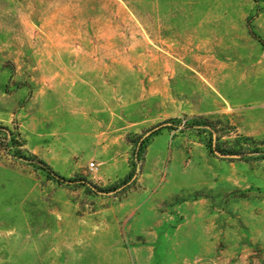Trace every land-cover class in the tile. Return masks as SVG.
Instances as JSON below:
<instances>
[{
  "label": "rangeland",
  "instance_id": "rangeland-1",
  "mask_svg": "<svg viewBox=\"0 0 264 264\" xmlns=\"http://www.w3.org/2000/svg\"><path fill=\"white\" fill-rule=\"evenodd\" d=\"M249 26L264 0H0V264H264Z\"/></svg>",
  "mask_w": 264,
  "mask_h": 264
},
{
  "label": "trees",
  "instance_id": "trees-1",
  "mask_svg": "<svg viewBox=\"0 0 264 264\" xmlns=\"http://www.w3.org/2000/svg\"><path fill=\"white\" fill-rule=\"evenodd\" d=\"M249 29H250V33L253 37H255L264 47V39L259 36L258 34L255 33V31L252 29V27L249 26ZM39 162H43V161H39ZM51 173L53 174V176L59 180V181H66V182H69V183H74L76 182L75 180H72V179H66L65 177H63L62 175H60L59 173L55 172L53 169H50L49 167H47ZM84 184L86 185H89L91 186L92 188H97L98 190L100 189V187H97L96 185H92L91 183H89L88 181H84ZM96 186V187H95ZM102 190V189H100Z\"/></svg>",
  "mask_w": 264,
  "mask_h": 264
},
{
  "label": "water",
  "instance_id": "water-1",
  "mask_svg": "<svg viewBox=\"0 0 264 264\" xmlns=\"http://www.w3.org/2000/svg\"><path fill=\"white\" fill-rule=\"evenodd\" d=\"M213 149L215 151V153L221 155V156H232V157H237L238 155L237 154H224L222 152H220L217 148H216V145L214 144L213 145Z\"/></svg>",
  "mask_w": 264,
  "mask_h": 264
}]
</instances>
